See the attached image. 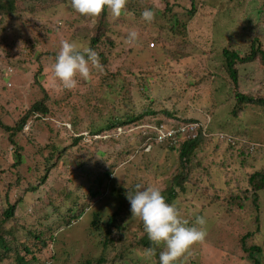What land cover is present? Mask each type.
<instances>
[{
  "label": "rangeland",
  "instance_id": "1",
  "mask_svg": "<svg viewBox=\"0 0 264 264\" xmlns=\"http://www.w3.org/2000/svg\"><path fill=\"white\" fill-rule=\"evenodd\" d=\"M18 1L20 3L18 5L25 15L23 19L30 18V21H21L19 22V26L16 24L12 30H9L13 40L17 41L14 50L10 51V44L8 45V42L0 40V73L4 69L5 72L9 71V77L13 74L12 77H8L6 83L10 87L11 82L14 91H16L15 93L18 95V99L21 101L14 102V97L16 96L13 92L12 96L7 91L1 93L5 88L0 82V123H7V125L14 124V120L19 114L24 112V109L31 100L35 99L38 101L44 98L45 93L40 89V84L34 82V75L40 69L42 60L45 57L47 60L43 65L45 72L44 74H39V79L47 93H49L48 106L51 107V111L39 122L32 120L33 122H30V125L28 123L23 134L19 132L15 135V141L24 149V163L19 167L17 174L12 177L6 167L14 161V150L18 153L20 152V147L17 144L12 147L9 141L10 132L0 124V191L2 192V196H0V227L5 222L3 221L2 210H6L9 205L15 204L16 214L13 219L5 224L6 232L9 231L6 240L11 244L12 248H18L23 252L25 244L31 247L32 241L34 243L33 250L43 258L45 256L51 257L55 254L59 256L70 255V259L74 264H84L82 259L85 256L87 258L91 256L94 258L93 264H102L101 262H96L102 252L101 248L99 247L98 251L94 254L92 252L94 242L89 238L90 235L86 234L83 236L81 230L84 227L83 223L85 219L90 214L84 213L82 220H79V217L76 218L75 216V221L77 220L78 222L66 228V225H62L61 227L64 228L63 232L57 234V231L55 232L56 229L53 228L55 227V223L56 225L58 224L60 220L59 216L57 214H46L43 210L44 208L50 211L47 201L51 199H54L52 201L57 203L64 201V205L67 207L70 204L69 196L73 200L76 195L83 198V203H81L83 208L86 210L88 208L89 193L85 190L94 186V184L92 177L90 176L91 178H89L83 171H86L87 166L85 164L90 161V155L88 156L87 153L90 150L84 148V150L75 153L71 144L72 138L70 133L63 131L64 128L62 127L65 124L62 122V117H59L58 111L59 113H64L63 116L72 115V121L74 119L80 120L82 116L92 114L98 107V102H101L98 96V91H100L99 84L94 79L85 81L78 77V86L76 88L70 91L63 89L59 81L54 77L52 66L55 59H51V55L53 54L49 50H57L54 53L57 55L62 40L75 41L81 45V48H84V41L92 36V28L95 23L91 19L81 16L72 10L69 6V0ZM147 2H150V0H137L138 6L141 9L149 7ZM259 2L260 0H251L250 4H257ZM212 4H214V7H211ZM217 6H222V0H212L207 11ZM241 7L246 13L248 11L252 13L257 12L255 6L252 9L248 4ZM247 14L242 13L239 17L253 20L256 25L255 18L252 17L251 19L252 15L247 16ZM215 15L207 13L195 18L193 23L197 24L196 33H203V36L198 38L201 43L207 42L206 37L209 39L215 33L218 34L216 31L218 27L216 20L218 18ZM239 17L236 16V18ZM132 20L134 22L129 23L127 28L121 23L116 25L113 18L110 22V37L114 39L115 43H118L117 46H112L110 60L114 61L113 56L116 49L122 51L118 60L113 62L111 66L112 70L124 64L131 65L130 60L132 63L144 65V69H153V71L148 70V73L154 79V83L147 89L145 95H147L146 97H151L148 102L154 108L157 110L180 108L181 111L188 108L186 116L184 115L185 117L205 118L207 113L208 115L204 123L212 129L210 134L218 132V130L237 134L241 133L243 135L251 133L264 144V110L262 111L261 108H258V110L251 111L248 108L249 106H246V111L241 112V104L237 100L238 97L234 90V85H232L233 80L225 73V69L223 70L222 67L217 66L220 63L214 62V59H208L207 53L205 54L201 51L199 59L204 61L202 64L204 67L206 64H209L210 69L214 72L209 71L210 75H208L207 70H202V67L200 70L198 67L196 71L201 72L190 77L192 80H189L187 78L188 74H182L188 57L182 59L181 54L178 55L181 57V65L177 64L179 60L171 58L167 65L161 64L164 70H158L156 67L160 66L159 59L166 58V50L169 47L174 48L176 42L169 41L170 38L167 37L165 41L167 45L164 48L157 43L154 47L150 46L152 49L156 48L160 50L155 51V57L150 54L151 50L147 48L142 53H139L136 50V43L129 44L126 42L129 33L128 29H130L129 26L133 24L137 25L138 22L137 20L135 22V17H132ZM159 22L163 24V22ZM147 27L148 32L145 30L146 33L142 37L151 43L152 37L149 25ZM230 28H223L221 34L224 33L225 37L218 35V43L226 48H232L234 45V47L240 48L236 44L241 42V37H235L236 35H234L231 40L227 39L223 41L234 28L235 31H239L238 26H230ZM207 29H209L208 35L205 34ZM49 31L52 33L47 34ZM252 33L260 35L264 46V27H254ZM195 34L188 37L189 44L194 41ZM15 35L24 36L15 37ZM28 37L34 41H30V39H27ZM252 37L248 36L245 39L248 46ZM105 45L108 47L107 43H104L103 47ZM128 48L134 50L126 51ZM8 50L9 52H7ZM159 56L161 58L158 59ZM207 59L208 61L206 62ZM100 61L102 60L100 59ZM10 62H13L14 65H11ZM131 66L135 67L134 65ZM237 67L240 72L239 90L255 98L264 97L263 61L257 60L253 63H239ZM207 68H209L208 65ZM165 70H168L169 77H167ZM181 76H183L182 79ZM95 87H97L98 91H95ZM136 92L138 94L143 93L140 90ZM65 118L69 120L68 116ZM245 128L248 130H244ZM154 149V152L143 157L141 160L136 159L134 161L135 155L131 156L130 163L126 165L129 168L123 170L122 175L126 177V184L129 189H134L139 180L143 181L145 186L152 185L158 187L161 191L168 187V183L173 179L180 162L179 152H173L158 146H155ZM69 150L73 152L70 154ZM197 150L194 160L196 164H199L198 167H200L202 174H197L195 170L196 176L194 178L197 180L191 183L188 186L187 193H181L179 199L175 202L183 207L189 206L193 211L198 212L202 210L201 212L205 215L207 221V236L205 241L195 245L191 251L195 256L192 264H245L247 262V255L240 249H237L236 245L238 235L243 230L245 232L248 231L247 225L254 228L252 224L254 220L252 214L253 208L246 205V209L244 207L243 210L239 209L234 213L228 214L221 211V208L217 204L221 196H225L228 191L220 188L227 189V185H229L232 186V190L239 189L243 193L249 187V175L254 173L256 169L264 167V150L261 152L263 153V158L254 159L255 155L254 157H249L247 160H244L243 155L238 152L236 154L233 153V155L230 148L223 144L219 145L214 140H203ZM52 158L54 160L51 162ZM94 162H97V160ZM50 163L55 164L53 167H49ZM101 173L98 171L95 176L97 178L98 176L100 177V188L107 192L109 187L111 189L112 183L109 185L111 181L106 177L102 180ZM233 173H236L233 177L237 181L230 178ZM204 174H207L205 185H209L212 189L217 186L219 199L208 196L210 193L208 191L209 186L204 188L202 184L201 186L194 185L195 182L204 183L199 180ZM20 175L21 178L19 179ZM16 178H18L17 182ZM10 184L16 191L10 197V204L7 206L3 204V208L2 201L6 200L5 194L8 191L7 189H10ZM120 184V182L117 183L118 186ZM82 185L85 187V190ZM239 206L240 203L237 208ZM261 210L262 223L264 225V202L262 203ZM81 212L83 213L84 211L82 210ZM55 216L57 219H52ZM67 216H69V213H67ZM262 230L264 232V226ZM36 235H41V238H39L46 242H55L50 244L49 248H43L42 242L35 238ZM95 238L99 237L95 235ZM78 239H80V246L76 244ZM85 243H89L90 246L85 245ZM82 244L85 246L84 248ZM72 249H76V251L73 252ZM0 251H2L1 247ZM58 252L60 253L58 254ZM59 262L61 261L59 260Z\"/></svg>",
  "mask_w": 264,
  "mask_h": 264
},
{
  "label": "trees",
  "instance_id": "2",
  "mask_svg": "<svg viewBox=\"0 0 264 264\" xmlns=\"http://www.w3.org/2000/svg\"><path fill=\"white\" fill-rule=\"evenodd\" d=\"M211 1L212 0H150V2H147L149 5L148 8L155 11L156 17L154 22L149 24L142 20L141 13L144 9L138 6L137 0H129L127 15H122L120 18H113L105 11L99 21L95 22L92 28V36L84 41L85 47H90L99 54L102 60L101 63L104 66L103 72L93 70L92 74V79L99 84L100 91H98L97 87H95V91H98L101 102H98V107L92 114L90 113L89 115L82 116L80 120L74 119V121H72V115L70 114L66 115L69 117L68 120L65 118L66 116H63L64 113H59V111L58 115L62 117V122L65 124L62 127L64 128L63 131L70 133L72 138L71 144L75 153L84 150V148L90 150L87 151L88 156L90 155V161H92L90 162L91 166L89 172H102V180L106 177L111 181L109 185L112 183V186L111 189L110 187L108 188L107 192L100 188L101 185L99 188H89L86 190V192L89 193L87 210L83 208L81 204L83 203V198L79 195H76L73 200L71 196H69L70 204L67 205V207H65L64 201L57 203L52 201L54 199H51L47 201L50 211L44 208L43 210L46 214H57V216H59L60 220L57 225L55 223V227L53 228L56 229L55 232H63L64 228L61 227L62 225H66V228L72 224H76L78 221H75V216L76 218L79 217V220H82L84 213L90 214L83 223L85 228L83 227L81 230L83 236L86 234L88 236L90 235L89 238L94 242L92 246V252H94V254L98 251L99 247L102 250L96 262H101L102 264H159V252L163 250V245L157 248L155 257L152 259L146 258V248L148 249L154 246L143 230L142 221L138 218L131 217L130 203L126 198V194L128 191L134 192L135 188L129 189L126 184V177L122 175L123 170L129 168V166L126 165L130 163L132 155H135V161L136 159L141 160L143 157L154 152L155 149L147 151L144 149L143 145L146 141L150 139L154 141L155 138L159 137L160 132L158 129L162 123H165L167 127H171L170 124L185 122L187 120L185 116L188 110V108L187 110L184 109V111H181L180 108H164L162 110H157L148 102L151 97H146L147 95H145V93L154 83V79L151 78L148 70L153 71V69H144V65L135 64V62L132 63L130 60L131 65L135 67L124 64L112 70L111 66L113 62H116L118 57L122 54L120 49H116L113 56L114 61L110 60L112 46L118 45L109 34L112 18L116 25L121 23L127 28L129 23L134 22L132 17H135V22L136 20L138 21L137 25H130V29L128 30H135L139 33V40L135 42L136 50L139 51V53H142L147 48L151 50L150 54L155 57V51H160L156 48L152 49L150 47V42L142 37L146 31L148 32L147 25H149L152 37L151 43H154V46H156L157 43L164 48L167 45L165 42L167 37L170 38L169 41L176 42L174 48L168 46L169 48L165 52L166 58L163 57L159 59L161 56L158 57L160 66L156 67V69L164 70L161 64L167 65L171 58L179 60L177 64L181 65V57L178 56L181 54L182 59L188 57L182 74H188L187 78H189V80H192L190 77L201 72L196 71L198 67L200 70L201 67L202 70H207L208 75H210L209 71L214 73L213 70L210 69V65L206 64L204 67L202 64L204 61L199 59V53L202 51L205 54L207 53L208 59L211 58V60L214 59V62L220 63L221 66L220 64H217V66L222 67L223 70L225 69V73L232 78V85H234V90L238 97L237 100L241 104V112L246 111V106H249L248 108L251 111L258 110V108H261L262 111L264 110V97L255 98L239 90L240 72L237 67L239 63H253L257 60H262L264 63V46L261 37L260 35L252 33L254 27H264V0H260L257 4H250L251 0H222V6L210 8V11H207ZM18 4H20L18 0H0V40L8 42V45L10 44V51L14 50L17 41L13 40L9 30H12L16 24L19 26V22L21 21H30V18L23 19L25 15ZM247 4L251 9L255 6L257 12L252 13L248 11L249 13L247 12V14L241 7ZM211 7H214V4H212ZM207 13L211 15L216 14L215 16L218 18V20H216L218 25L216 31L218 34L215 33L214 36L209 39L206 37L207 42L201 43L198 38L203 36V33H196L197 24L193 22L195 18L201 17ZM242 13L247 14V16L252 15L251 19L252 17L255 18L254 21L256 25L253 20L251 21L239 17ZM236 16L239 18H236ZM159 21L163 22V24ZM230 26H238L239 31H235L234 28L227 34L223 41L227 39L231 40L234 35H236L235 37H241V42L236 44L240 46V48L234 47L235 45L232 48H226L218 43V35L225 37V34H221V32L223 28L231 29ZM208 30L209 29H207L205 33L207 35ZM51 33L52 32L49 31L47 34ZM192 34H195V38L194 41L189 44L188 37ZM17 36L23 37L24 35H15V37ZM248 36H253L249 46L245 40ZM29 37L27 39L34 41ZM104 43H107L108 47H106V45L103 47ZM133 50L132 48H128L126 51ZM50 51L52 52L51 54H53L51 55V59H55L56 55L54 53H56L57 50H49V52ZM7 52H9V50ZM44 62H47L46 57L42 60L40 69L37 70L34 75V82L40 84V89L45 93L44 99L32 105L31 108L25 109L24 112L19 114L14 120V124L7 125V123H0L10 132L9 141L12 147L16 146V144L20 147V152L17 153L16 150H14V161L6 167L11 177L17 174L19 167L24 163V149L15 141V135L19 132L23 134V129L28 123L30 124V122L33 121L39 122L40 119L38 118L41 115L49 113L47 102L50 96L39 79V74H44L45 72L43 69ZM10 64L14 65L13 62H10ZM156 64H158V62H156ZM207 65L209 68H207ZM95 71L96 73L94 74ZM165 72L167 77H169L168 70H165ZM9 74V71L7 70V72H5L4 69H2L0 73V82L5 88L1 93L7 91L11 96L14 93L16 96L14 97V102L16 103L21 100L18 99L13 85L10 84V87H8L6 83ZM12 75L13 74H11L10 77H12ZM182 78L183 76H181V79ZM136 88L138 89L135 90ZM139 90L140 92L143 91V93L138 94L136 91ZM35 115H37V117H35ZM244 130L248 129L245 128ZM247 134L248 135H244V140L236 141L234 144L236 146L230 143L232 146H228V148L232 150V154L238 152L243 155L244 160L249 159V157H254L255 155L254 159L263 158V153L261 152L264 150V144L251 133ZM212 139L213 138H211V140ZM217 144L221 145L223 143ZM253 145L256 149L251 150ZM166 146L170 151L179 152L180 155V162L173 179L169 181L168 187L162 190V194L166 197L167 202L173 203L179 199L181 193H187L188 186L197 180L194 178L196 176L195 170L197 174H202V172H200V167H198L199 164H196L194 160L200 143L193 139L187 140L180 145L168 143ZM72 152L73 151L69 150L70 154ZM53 160L54 158H52L51 162ZM95 160H97V162H94ZM54 164L50 163L49 167H53ZM120 168L121 170L119 171ZM207 174H204L201 179L199 178V180L204 183L195 182L194 185L201 186L202 184L204 188H207L209 186L205 185ZM234 175H236V173L230 176L232 180H236V178L233 177ZM18 178L20 179L21 175ZM18 178H16V182ZM51 178L53 177L51 176ZM98 179L100 181L99 176ZM248 181L249 187L246 188L243 193H241L239 189L232 190V186L229 185H227V189L220 188L228 191L225 196H221L220 198V201L226 202L221 203L219 201L217 205L221 208V211L227 212L228 214L234 213L239 209L243 210L246 205L253 208L252 214L254 220L252 224L254 228L247 225L248 231L245 232L243 230V232L238 235L236 247L247 255V262L245 264H264V232L262 230L264 225L262 223L261 210L262 203L264 202V167L256 169L254 173L250 174ZM118 182L121 183L119 186L117 185ZM138 183L144 185V182L141 180H139ZM7 190L5 194L6 200L2 201V206L3 204L4 206L10 204V197L11 195L13 196V193L16 191L11 184L10 189ZM208 191L210 192L208 196L219 199V190L217 186L213 189L209 186ZM0 196H2L1 191ZM239 203L240 206L237 208ZM176 204L183 216L189 220L190 224L195 222L197 216H203L205 218V215L201 212L202 210L197 212L191 210L189 206L183 207L180 206L179 203ZM82 210L84 211L83 213L81 212ZM67 213H69V216H67ZM15 214V204L9 205L6 210H2V215L4 216L3 221L5 222L4 225L0 227V247L2 248V251H0V264H74L70 259V255L59 256L55 254L51 257H41L33 250L34 243L32 241L31 247L25 244L23 252L18 248H12L11 244L6 240L9 231L6 232L7 229H5V224L13 219ZM61 215L62 217H60ZM52 219H57V217L55 216ZM95 235L99 238L96 239ZM39 237L41 238V235H36L35 238L42 242L43 248H49L50 244L55 242H46ZM76 244L80 246V239L76 241ZM85 245L90 246L89 243H85ZM84 247L85 246H83V248ZM75 251L76 249L73 250V252ZM59 253L60 252H58V254ZM194 258L195 256L192 252L184 263L192 264ZM59 260L61 262H59ZM82 262L84 264H93L94 258L91 256L87 258L85 256Z\"/></svg>",
  "mask_w": 264,
  "mask_h": 264
},
{
  "label": "clouds",
  "instance_id": "3",
  "mask_svg": "<svg viewBox=\"0 0 264 264\" xmlns=\"http://www.w3.org/2000/svg\"><path fill=\"white\" fill-rule=\"evenodd\" d=\"M128 3L129 0H69V6L72 10L81 16L91 19L93 23L105 11L113 18L127 15ZM155 17V11L149 8H145L141 13L142 20L149 24L154 22ZM138 40L139 33L135 30L129 31L126 42L132 44L138 42ZM60 43L61 46L52 68L54 77L59 81L63 89L70 91L76 88L78 86V77L85 81L91 80L93 70L97 72L104 71L99 54L94 49L90 47L82 49L81 45L75 41L62 40ZM150 46L154 47V43H150ZM34 100H31L25 109H29L32 105L41 101ZM48 108L50 113L51 107L48 106ZM48 114L41 115L38 119L41 120ZM207 115L206 113V117ZM186 118L187 120L182 122L181 125L180 123L178 125L174 123L170 124L171 127H167L165 123H162L158 129L160 132L159 137L155 138L154 141H152L153 139L146 141L143 145L144 149L152 151L155 146H158L170 150L166 146L168 143L180 145L187 140L193 139L201 143L203 140H211L213 138L214 142L223 143L227 147L234 145L236 141L244 140V135L241 133L218 131L210 134L212 129L204 123L205 118L191 116ZM26 126L23 131H25ZM170 129H176V133L168 135L167 132ZM254 149L256 148L253 145L251 150ZM85 166L87 168L83 172L89 178L92 177L94 184L90 188H99L100 184L99 179L95 176L96 173L89 172L90 161ZM82 187L85 190L83 185ZM126 198L130 203L131 217L142 221L143 230L154 246L146 250V258L152 259L155 257L157 248L163 245V250L159 252V264H184L193 247L205 241L207 236L206 219L203 216H197L195 222L190 224L177 204L175 202L168 203L158 187L145 186L138 183L135 185L134 192H127Z\"/></svg>",
  "mask_w": 264,
  "mask_h": 264
},
{
  "label": "built area",
  "instance_id": "4",
  "mask_svg": "<svg viewBox=\"0 0 264 264\" xmlns=\"http://www.w3.org/2000/svg\"><path fill=\"white\" fill-rule=\"evenodd\" d=\"M175 133H176V129H170V130H168V132H167L168 135H173V134H175Z\"/></svg>",
  "mask_w": 264,
  "mask_h": 264
}]
</instances>
